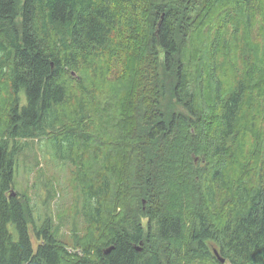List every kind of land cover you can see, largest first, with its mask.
<instances>
[{
	"label": "trees",
	"instance_id": "obj_1",
	"mask_svg": "<svg viewBox=\"0 0 264 264\" xmlns=\"http://www.w3.org/2000/svg\"><path fill=\"white\" fill-rule=\"evenodd\" d=\"M43 139L75 170L72 246L11 194ZM214 249L264 264V0H0V264H222Z\"/></svg>",
	"mask_w": 264,
	"mask_h": 264
},
{
	"label": "rangeland",
	"instance_id": "obj_2",
	"mask_svg": "<svg viewBox=\"0 0 264 264\" xmlns=\"http://www.w3.org/2000/svg\"><path fill=\"white\" fill-rule=\"evenodd\" d=\"M45 141L43 139L25 142L27 146L19 156L15 188L12 191L27 195L31 204L34 205L35 212L40 213L39 215H42L41 212L52 215L55 225L60 227L61 239L72 246L75 235L82 237L86 233L84 220L76 214L81 203L77 200L75 170L73 166L52 162ZM50 186L54 191L48 195V189L51 191ZM143 204H145L144 201ZM150 223L146 218H141L145 232L148 227L154 228L155 224ZM31 243L34 248L38 244L34 234L31 235ZM137 246L140 250L143 245Z\"/></svg>",
	"mask_w": 264,
	"mask_h": 264
},
{
	"label": "water",
	"instance_id": "obj_3",
	"mask_svg": "<svg viewBox=\"0 0 264 264\" xmlns=\"http://www.w3.org/2000/svg\"><path fill=\"white\" fill-rule=\"evenodd\" d=\"M11 194L13 196H15V193L13 191H11ZM107 251H109V249ZM213 252H214L215 256L217 257L218 261H220L222 264H224L225 259L219 256L217 250H213Z\"/></svg>",
	"mask_w": 264,
	"mask_h": 264
}]
</instances>
